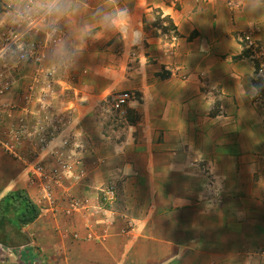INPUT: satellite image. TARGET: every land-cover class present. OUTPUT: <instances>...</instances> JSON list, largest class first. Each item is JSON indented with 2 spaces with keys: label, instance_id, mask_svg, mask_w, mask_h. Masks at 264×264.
Segmentation results:
<instances>
[{
  "label": "crops",
  "instance_id": "0c3cea01",
  "mask_svg": "<svg viewBox=\"0 0 264 264\" xmlns=\"http://www.w3.org/2000/svg\"><path fill=\"white\" fill-rule=\"evenodd\" d=\"M114 2L130 12L127 32L100 26L94 12L106 0H81L60 24L77 58L56 73L75 91L69 97L88 99L79 129L68 130L84 148L87 178L75 181L83 209L67 215L62 192L55 211L42 208L38 190L0 151V201L23 189L41 210L18 241L0 245V264H220L239 256L264 264V85L254 98L244 91L260 84L264 7L250 14L246 0ZM154 14L171 31L154 28ZM125 90L137 97L127 106L134 118L112 142L105 129L113 126L92 109ZM111 172L134 192L116 208L98 192Z\"/></svg>",
  "mask_w": 264,
  "mask_h": 264
},
{
  "label": "rangeland",
  "instance_id": "374dc122",
  "mask_svg": "<svg viewBox=\"0 0 264 264\" xmlns=\"http://www.w3.org/2000/svg\"><path fill=\"white\" fill-rule=\"evenodd\" d=\"M8 4L9 0H0V48H5L18 36L16 26L2 19L8 10ZM161 17L160 14L151 17L154 20V28L171 31L169 25L161 26ZM42 23L18 39V43L26 50L27 59L0 60V151L11 161L8 163L10 167L14 166L20 175L25 176L29 186L38 190L35 194L42 208L55 211L56 194L62 192L68 201L66 214L69 215L75 212V209H83L82 199L76 195L75 181L87 178L88 170L81 168L83 159L78 154L79 150L84 149L83 143L75 141L74 136L72 139L69 136L71 131L68 130L79 129V123L75 121L83 113L82 104H88V99L81 92L74 94V98L69 97L70 93L75 91L62 79L61 72H53L49 67L48 57L54 40L62 38L68 41V31L60 25L61 32L54 38L51 33L46 34L40 30ZM246 40L248 50L256 51V44L251 43L248 37ZM262 66L259 64L258 69H262L260 74L264 81ZM121 94H129L130 102L137 98L133 91H115L105 96L98 106L91 108L94 116L104 118L109 122V126H113L105 129L112 142L120 138L113 137L116 135L113 131L118 132L121 127H127L129 120L134 118L129 107H126L124 112L115 109L116 100ZM261 100L264 101V96ZM103 140L109 145L107 139ZM100 162L96 160L95 167ZM13 163L15 165L12 166ZM111 174L113 177L107 184L104 182L98 192L104 203L116 208L119 202L125 205L122 200L133 198L134 192L130 185L124 187L120 174ZM222 239L225 242V236H222ZM12 240L15 242L19 239L13 235ZM243 243L238 238V244ZM229 263V260L223 259L220 264ZM230 264H242L240 256L237 263L233 260Z\"/></svg>",
  "mask_w": 264,
  "mask_h": 264
},
{
  "label": "clouds",
  "instance_id": "9594fccd",
  "mask_svg": "<svg viewBox=\"0 0 264 264\" xmlns=\"http://www.w3.org/2000/svg\"><path fill=\"white\" fill-rule=\"evenodd\" d=\"M81 0H9L8 10L2 19L8 20L18 29L17 39H13L5 48H0V60L27 59L24 47L18 43L19 37L26 36L40 25V30L51 33L54 38L61 32L60 24L76 15L81 9ZM264 7V0H246L245 8L250 14ZM94 16L106 31L127 32L130 26V12L119 6L114 0H106L103 6L96 8ZM77 58L76 49L69 41L62 38L54 40L49 54V67L53 72L68 71ZM245 95L250 98L258 96L261 86L249 85Z\"/></svg>",
  "mask_w": 264,
  "mask_h": 264
},
{
  "label": "trees",
  "instance_id": "16d2710c",
  "mask_svg": "<svg viewBox=\"0 0 264 264\" xmlns=\"http://www.w3.org/2000/svg\"><path fill=\"white\" fill-rule=\"evenodd\" d=\"M258 82L259 86L264 85L262 78ZM40 213V207L29 197L27 191L19 189L8 192L0 201V245L8 247L12 244V234L21 237V230L32 225Z\"/></svg>",
  "mask_w": 264,
  "mask_h": 264
},
{
  "label": "built area",
  "instance_id": "2783aa9c",
  "mask_svg": "<svg viewBox=\"0 0 264 264\" xmlns=\"http://www.w3.org/2000/svg\"><path fill=\"white\" fill-rule=\"evenodd\" d=\"M130 102L129 94H121L118 96L115 104V109L120 112H124L125 108L128 106Z\"/></svg>",
  "mask_w": 264,
  "mask_h": 264
}]
</instances>
